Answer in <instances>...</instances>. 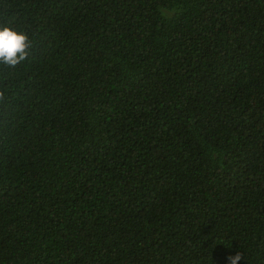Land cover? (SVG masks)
Masks as SVG:
<instances>
[{"label": "trees", "instance_id": "1", "mask_svg": "<svg viewBox=\"0 0 264 264\" xmlns=\"http://www.w3.org/2000/svg\"><path fill=\"white\" fill-rule=\"evenodd\" d=\"M0 264H264V0H0Z\"/></svg>", "mask_w": 264, "mask_h": 264}, {"label": "clouds", "instance_id": "2", "mask_svg": "<svg viewBox=\"0 0 264 264\" xmlns=\"http://www.w3.org/2000/svg\"><path fill=\"white\" fill-rule=\"evenodd\" d=\"M33 39L23 28L11 23H0V67L15 69L25 64L31 55ZM242 254L229 255L227 264H239Z\"/></svg>", "mask_w": 264, "mask_h": 264}]
</instances>
